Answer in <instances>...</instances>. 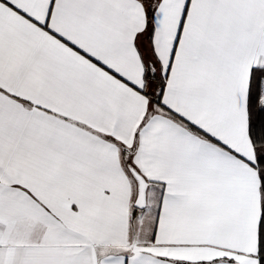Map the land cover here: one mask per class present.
Listing matches in <instances>:
<instances>
[{"label": "snow or ice", "instance_id": "6c2138e0", "mask_svg": "<svg viewBox=\"0 0 264 264\" xmlns=\"http://www.w3.org/2000/svg\"><path fill=\"white\" fill-rule=\"evenodd\" d=\"M0 264H264V0H0Z\"/></svg>", "mask_w": 264, "mask_h": 264}]
</instances>
